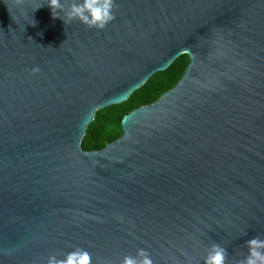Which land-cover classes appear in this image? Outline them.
Returning a JSON list of instances; mask_svg holds the SVG:
<instances>
[{"label":"water","instance_id":"1","mask_svg":"<svg viewBox=\"0 0 264 264\" xmlns=\"http://www.w3.org/2000/svg\"><path fill=\"white\" fill-rule=\"evenodd\" d=\"M46 2L0 0V264H203L212 244L237 264L264 239V0H114L103 30ZM184 55L171 90L84 150L99 111Z\"/></svg>","mask_w":264,"mask_h":264},{"label":"clouds","instance_id":"2","mask_svg":"<svg viewBox=\"0 0 264 264\" xmlns=\"http://www.w3.org/2000/svg\"><path fill=\"white\" fill-rule=\"evenodd\" d=\"M45 4L53 18H59L63 23L76 20L97 30H103L115 18L114 0H47ZM244 244L247 252L237 264H264V239L253 236ZM227 255L223 246L212 244L206 250L203 264H226ZM46 264H91V256L87 250L75 248L64 254L62 259L48 256ZM119 264H153V260L147 250L137 249L134 256H123Z\"/></svg>","mask_w":264,"mask_h":264},{"label":"trees","instance_id":"3","mask_svg":"<svg viewBox=\"0 0 264 264\" xmlns=\"http://www.w3.org/2000/svg\"><path fill=\"white\" fill-rule=\"evenodd\" d=\"M189 63V57L182 56L166 72L152 77L124 104L99 111L83 141L84 150H100L120 138L123 135V118L134 109L156 102L164 93L171 90L183 77Z\"/></svg>","mask_w":264,"mask_h":264}]
</instances>
